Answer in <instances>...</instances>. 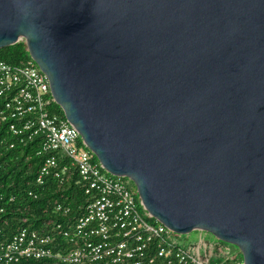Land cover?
<instances>
[{
    "label": "water",
    "instance_id": "95a60500",
    "mask_svg": "<svg viewBox=\"0 0 264 264\" xmlns=\"http://www.w3.org/2000/svg\"><path fill=\"white\" fill-rule=\"evenodd\" d=\"M102 166L177 233L264 264V0H0Z\"/></svg>",
    "mask_w": 264,
    "mask_h": 264
},
{
    "label": "built area",
    "instance_id": "2783aa9c",
    "mask_svg": "<svg viewBox=\"0 0 264 264\" xmlns=\"http://www.w3.org/2000/svg\"><path fill=\"white\" fill-rule=\"evenodd\" d=\"M56 104L48 78L30 54L21 64L0 61V123L19 142L39 136V153H50L39 168L37 184L49 175L63 181L73 168L89 196L83 213L67 228L60 223L40 231L22 228L0 242V264L44 258L61 264H212L205 230L198 229L199 242L189 252L176 232L147 210L131 178L102 166L65 114L54 110ZM231 259L243 264L239 256H226L217 264Z\"/></svg>",
    "mask_w": 264,
    "mask_h": 264
},
{
    "label": "trees",
    "instance_id": "16d2710c",
    "mask_svg": "<svg viewBox=\"0 0 264 264\" xmlns=\"http://www.w3.org/2000/svg\"><path fill=\"white\" fill-rule=\"evenodd\" d=\"M29 58L24 39L0 48V61L21 64ZM54 110L64 114L56 104ZM18 137L0 123V242L8 241L22 228L44 229L60 223L64 228L84 211L89 199L85 184L79 174L69 169L63 181L54 175L47 176L45 183L37 184L36 176L49 152H40V137L19 142ZM14 146L10 147V143ZM63 209H57V205ZM65 208L68 211L65 212ZM225 242V241H224ZM227 243V242H226ZM228 260L224 264H233ZM29 264H61L51 258L30 260Z\"/></svg>",
    "mask_w": 264,
    "mask_h": 264
},
{
    "label": "rangeland",
    "instance_id": "374dc122",
    "mask_svg": "<svg viewBox=\"0 0 264 264\" xmlns=\"http://www.w3.org/2000/svg\"><path fill=\"white\" fill-rule=\"evenodd\" d=\"M176 236L186 245L189 252L193 253L199 242V230H193L189 233H177ZM203 237L208 243V256L212 264L219 263L226 256L243 257L242 250L230 243H226L217 236L208 231H203ZM201 252L204 254V249Z\"/></svg>",
    "mask_w": 264,
    "mask_h": 264
}]
</instances>
